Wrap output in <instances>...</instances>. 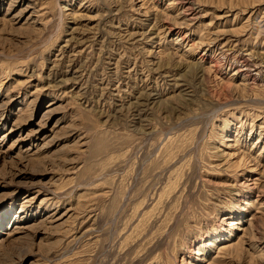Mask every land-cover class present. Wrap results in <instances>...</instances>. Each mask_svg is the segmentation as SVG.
Instances as JSON below:
<instances>
[{"label": "rangeland", "instance_id": "obj_1", "mask_svg": "<svg viewBox=\"0 0 264 264\" xmlns=\"http://www.w3.org/2000/svg\"><path fill=\"white\" fill-rule=\"evenodd\" d=\"M0 264H264V0H0Z\"/></svg>", "mask_w": 264, "mask_h": 264}, {"label": "bare ground", "instance_id": "obj_2", "mask_svg": "<svg viewBox=\"0 0 264 264\" xmlns=\"http://www.w3.org/2000/svg\"><path fill=\"white\" fill-rule=\"evenodd\" d=\"M241 64V63H240ZM245 64V63H244ZM240 72H241V70H240ZM148 95V94H147ZM237 226H239V224L237 223V224H235V222H232L231 224H230V227H231V230H233V229H235V227H237ZM226 249V247L224 246L223 247V249ZM200 255V254H199Z\"/></svg>", "mask_w": 264, "mask_h": 264}]
</instances>
